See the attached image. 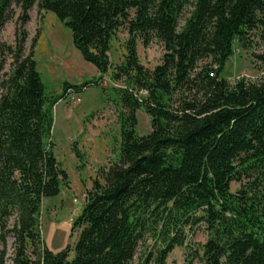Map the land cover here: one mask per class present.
<instances>
[{
  "label": "trees",
  "instance_id": "1",
  "mask_svg": "<svg viewBox=\"0 0 264 264\" xmlns=\"http://www.w3.org/2000/svg\"><path fill=\"white\" fill-rule=\"evenodd\" d=\"M35 2L69 28L100 74L111 65V40L127 29L114 73L125 78L124 112L118 160L86 191L73 247L50 250L39 230L41 203L68 179L52 149V108L92 82H64L62 94L48 98L33 50L25 54V38L16 40L0 88V239L4 247L5 235L13 237L11 264H132L147 237L157 247L143 264H164L184 244L185 227L198 223L207 231L201 264H264V81L222 76L234 47L248 49L264 24V0H0V28L12 4L27 19ZM153 37L164 52L148 69L136 43ZM138 110L150 120L145 135L136 132Z\"/></svg>",
  "mask_w": 264,
  "mask_h": 264
},
{
  "label": "rangeland",
  "instance_id": "2",
  "mask_svg": "<svg viewBox=\"0 0 264 264\" xmlns=\"http://www.w3.org/2000/svg\"><path fill=\"white\" fill-rule=\"evenodd\" d=\"M27 19L20 7L12 4L0 28V88L11 73L12 50L16 40L25 38L24 53L33 50L36 67L40 73L48 98L62 94L64 82L85 85L80 92L73 88L53 106L51 141L53 153L68 179L60 186L58 195L42 200L39 216L41 239L52 251L67 245L72 248L78 229L73 223L84 204L86 191L100 169L118 160L120 147V113L124 109L119 100V90L125 87L124 76L114 77L125 59L129 33L120 28L111 40L108 56L110 68L100 74L91 63L85 61L73 46L69 28L53 13L40 10L35 2L27 11ZM136 51L140 64L152 69L161 61L164 47L157 38L148 44L137 39ZM264 54V24L252 32V45L248 49L234 47V53L226 62L222 76L229 83L244 78L251 82L264 81V63L257 56ZM1 92V91H0ZM138 135L150 131L149 117L143 110L136 112ZM239 183L231 184L236 191ZM207 239L203 223L185 227V240L167 255L164 264H201L202 244ZM6 245L0 239V253L4 250V264L13 258V237L5 235ZM157 243L147 237L140 242L132 264H143L149 250ZM73 256L70 252L69 257Z\"/></svg>",
  "mask_w": 264,
  "mask_h": 264
}]
</instances>
